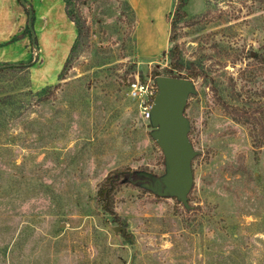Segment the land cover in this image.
<instances>
[{
  "label": "rangeland",
  "instance_id": "374dc122",
  "mask_svg": "<svg viewBox=\"0 0 264 264\" xmlns=\"http://www.w3.org/2000/svg\"><path fill=\"white\" fill-rule=\"evenodd\" d=\"M119 3L66 0L73 51L32 22L39 57L0 73V264H264V0H189L175 29L180 75L201 73L185 109L190 210L132 183L164 164L127 84L149 83L173 44L142 57ZM114 170L124 232L95 200Z\"/></svg>",
  "mask_w": 264,
  "mask_h": 264
},
{
  "label": "crops",
  "instance_id": "0c3cea01",
  "mask_svg": "<svg viewBox=\"0 0 264 264\" xmlns=\"http://www.w3.org/2000/svg\"><path fill=\"white\" fill-rule=\"evenodd\" d=\"M0 0V64H25L39 52L32 45L28 28V10L39 37L57 35V43L65 53L77 38L76 25L66 13V0ZM136 16V51L142 57H155L164 52L169 43L167 16L174 8V0H126ZM42 60L39 58L38 62Z\"/></svg>",
  "mask_w": 264,
  "mask_h": 264
},
{
  "label": "water",
  "instance_id": "95a60500",
  "mask_svg": "<svg viewBox=\"0 0 264 264\" xmlns=\"http://www.w3.org/2000/svg\"><path fill=\"white\" fill-rule=\"evenodd\" d=\"M31 32L32 14L28 10ZM34 44V42H33ZM156 94L150 110V138L157 145L164 160V173L155 176L138 172L133 184L158 198L175 199L185 210H190L188 194L193 185L192 160L197 155L189 140L190 125L184 112L189 96L196 90L194 82L184 78L158 76L154 79ZM115 232L125 229L115 227Z\"/></svg>",
  "mask_w": 264,
  "mask_h": 264
},
{
  "label": "trees",
  "instance_id": "16d2710c",
  "mask_svg": "<svg viewBox=\"0 0 264 264\" xmlns=\"http://www.w3.org/2000/svg\"><path fill=\"white\" fill-rule=\"evenodd\" d=\"M21 3H24L20 0ZM189 0H174V8L171 14L167 17V22L169 23V36H168V43L173 44L175 40V29L180 22L188 21L187 14L184 11L185 6L187 5ZM218 0H205V8L206 10H210L215 6ZM120 14L122 16H127L129 18V23L136 22V16L133 10L131 9L130 5L127 3L126 0H120ZM68 16V15H67ZM77 28V41L83 39V34L81 27L77 25L72 18L68 17ZM189 22V21H188ZM193 23V22H191ZM36 44V42L34 43ZM73 51V47L70 49L69 53ZM165 55V52L161 53V56ZM167 55L169 57V61L166 67L162 68L161 70L153 69L149 74L150 80L154 81V79L158 76H166L172 78H184L194 82L201 76V73L195 69L190 68L186 72V75L181 76L180 73L184 71V66L181 62L180 51L177 44H173L172 47L167 51ZM67 60L65 62L66 66ZM30 64H7L0 68V73L7 69H25L29 68ZM61 76V73L59 77ZM60 79V78H59ZM135 82L133 77L130 78L128 82V86ZM59 84L55 85L54 88H57ZM42 101L46 100V97L41 98ZM186 109V108H185ZM185 115V112H184ZM236 119V118H235ZM237 120V119H236ZM260 127L263 129L264 127V119L263 123H260ZM162 164H164L163 157H161ZM123 177V173L119 170H114L109 172L101 182L97 184L96 191H95V200L98 204V207L103 215H106L110 218V221L113 224L119 225L118 227L124 228V224L121 222L119 217L114 212V203H115V194L120 187V181ZM145 193H150L145 189H142ZM175 200V199H174ZM176 201V200H175ZM178 205H181L179 202L176 201ZM188 203H189V194H188ZM123 237L125 234H123Z\"/></svg>",
  "mask_w": 264,
  "mask_h": 264
},
{
  "label": "built area",
  "instance_id": "2783aa9c",
  "mask_svg": "<svg viewBox=\"0 0 264 264\" xmlns=\"http://www.w3.org/2000/svg\"><path fill=\"white\" fill-rule=\"evenodd\" d=\"M128 89L129 97L138 102L142 118L148 122L153 98L156 94L154 81L149 79V83L144 84L136 81L132 83Z\"/></svg>",
  "mask_w": 264,
  "mask_h": 264
},
{
  "label": "flooded vegetation",
  "instance_id": "af4514ba",
  "mask_svg": "<svg viewBox=\"0 0 264 264\" xmlns=\"http://www.w3.org/2000/svg\"><path fill=\"white\" fill-rule=\"evenodd\" d=\"M137 180V179H136Z\"/></svg>",
  "mask_w": 264,
  "mask_h": 264
}]
</instances>
